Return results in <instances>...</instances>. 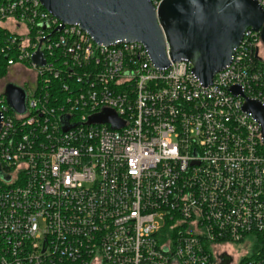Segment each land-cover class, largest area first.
<instances>
[{
  "label": "built area",
  "instance_id": "built-area-1",
  "mask_svg": "<svg viewBox=\"0 0 264 264\" xmlns=\"http://www.w3.org/2000/svg\"><path fill=\"white\" fill-rule=\"evenodd\" d=\"M261 47L247 29L204 85L190 61L160 69L140 42L0 0V55L36 83L24 113L0 94V264H264V127L244 109L264 106ZM105 109L123 124L91 121Z\"/></svg>",
  "mask_w": 264,
  "mask_h": 264
},
{
  "label": "water",
  "instance_id": "water-1",
  "mask_svg": "<svg viewBox=\"0 0 264 264\" xmlns=\"http://www.w3.org/2000/svg\"><path fill=\"white\" fill-rule=\"evenodd\" d=\"M64 24H77L102 45L142 43L160 69L171 62L190 61L195 76L211 84L215 74L231 63L247 29L261 35L264 44V9L257 0H164L156 9L150 0H41ZM167 44L169 54L167 55ZM33 62L44 64L37 52ZM235 93L240 88L233 87ZM4 95L18 113L26 111V90L8 82ZM251 111L264 127V106L247 99ZM3 116L0 112V129ZM95 122L123 123L111 109L91 118ZM223 264L230 256L224 254Z\"/></svg>",
  "mask_w": 264,
  "mask_h": 264
},
{
  "label": "rangeland",
  "instance_id": "rangeland-1",
  "mask_svg": "<svg viewBox=\"0 0 264 264\" xmlns=\"http://www.w3.org/2000/svg\"><path fill=\"white\" fill-rule=\"evenodd\" d=\"M263 48V47H261ZM25 72L20 71V70H13V67H10L9 71L2 77H0V88L2 85H5L8 82H14V83H19L21 80L26 79L28 80V84L25 86L26 94L27 96H32L33 91L36 87V83L32 81V74L30 73V68L23 66ZM23 69V68H22ZM14 77V78H12ZM1 93V90H0ZM4 93V92H3ZM255 240L251 237H248L245 241L242 242H236L230 245L232 248V251L234 253H239L238 255L242 256L244 255L242 253L243 250H247V256H250L252 252L255 250L256 245H255Z\"/></svg>",
  "mask_w": 264,
  "mask_h": 264
},
{
  "label": "trees",
  "instance_id": "trees-1",
  "mask_svg": "<svg viewBox=\"0 0 264 264\" xmlns=\"http://www.w3.org/2000/svg\"><path fill=\"white\" fill-rule=\"evenodd\" d=\"M9 71V65L7 58L4 55H0V77L4 76Z\"/></svg>",
  "mask_w": 264,
  "mask_h": 264
},
{
  "label": "flooded vegetation",
  "instance_id": "flooded-vegetation-1",
  "mask_svg": "<svg viewBox=\"0 0 264 264\" xmlns=\"http://www.w3.org/2000/svg\"><path fill=\"white\" fill-rule=\"evenodd\" d=\"M263 43V42H262ZM263 54H264V44H263ZM23 72H25V71H23ZM15 84H17V85H19V86H21V87H23L24 89H25V86L28 84V80H26V79H23V80H21L19 83L17 82V83H15ZM4 89H5V85H2L1 86V88H0V90H1V93L0 94H4L3 92H4ZM220 254V257H222L224 254H226V253H219Z\"/></svg>",
  "mask_w": 264,
  "mask_h": 264
},
{
  "label": "crops",
  "instance_id": "crops-1",
  "mask_svg": "<svg viewBox=\"0 0 264 264\" xmlns=\"http://www.w3.org/2000/svg\"><path fill=\"white\" fill-rule=\"evenodd\" d=\"M11 67H13V70H22V68H23V65H21V64H15V65H13V66H11ZM12 78H14V77H12Z\"/></svg>",
  "mask_w": 264,
  "mask_h": 264
}]
</instances>
